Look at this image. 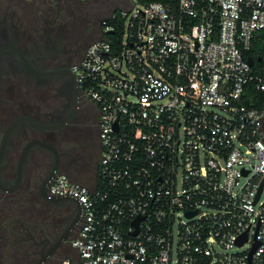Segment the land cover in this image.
Wrapping results in <instances>:
<instances>
[{
  "label": "built area",
  "instance_id": "built-area-1",
  "mask_svg": "<svg viewBox=\"0 0 264 264\" xmlns=\"http://www.w3.org/2000/svg\"><path fill=\"white\" fill-rule=\"evenodd\" d=\"M99 25L73 67L95 178L45 189L81 205L60 264H264V0H116Z\"/></svg>",
  "mask_w": 264,
  "mask_h": 264
},
{
  "label": "flooded vegetation",
  "instance_id": "flooded-vegetation-1",
  "mask_svg": "<svg viewBox=\"0 0 264 264\" xmlns=\"http://www.w3.org/2000/svg\"><path fill=\"white\" fill-rule=\"evenodd\" d=\"M59 1L47 0L43 5L33 7L24 13L0 15V45L18 47L29 57L31 64L38 71L59 69L52 75L35 76L14 53L0 55L2 131L5 124L16 115H27L41 124L57 126L41 128L28 122H21L12 130L0 165V179L6 188L5 190L0 188V198L16 194L17 191L33 196L32 194L36 193L37 181L41 183L49 173L54 160L52 152L46 147L33 145L28 150L24 162L20 185L14 190L9 189L15 183L19 154L29 141L38 140L52 145L59 154V171L63 169L73 172L75 159H87L88 162H93L95 167L98 163L100 153L98 110L95 103L81 93L73 67L82 58L86 46L95 38L101 37L100 17L115 9L116 0H90L95 7L93 20L97 23L84 29L74 41H69L67 28L60 21L59 10L54 9V3ZM18 2L20 0H15L16 4ZM12 77L17 78L15 85L13 81L11 82ZM21 79L23 81L19 83ZM26 81L32 84L23 85ZM10 93L14 94L7 95ZM6 96L12 98V101L9 102ZM262 134L264 137V117ZM43 201L49 202L44 199ZM67 211L68 217L64 218L65 226L60 229L59 235L77 214L74 204L67 208ZM78 221L73 229L77 228ZM53 242L45 245L42 251H46ZM67 242L60 244L49 263L43 264H60L66 257L63 246Z\"/></svg>",
  "mask_w": 264,
  "mask_h": 264
},
{
  "label": "trees",
  "instance_id": "trees-1",
  "mask_svg": "<svg viewBox=\"0 0 264 264\" xmlns=\"http://www.w3.org/2000/svg\"><path fill=\"white\" fill-rule=\"evenodd\" d=\"M139 1L144 3L166 0ZM81 165L83 164L80 163V159H75L73 172L68 170L63 172L80 181L81 169L84 168ZM96 167L93 164V181ZM39 184L38 180L33 196L17 191L16 194L0 198V264H36L45 245L53 242L58 237L60 229L65 226L63 220L68 217L67 208L72 207L73 203L69 200L52 203L43 201L38 194ZM46 206L52 207V210ZM60 206L64 211L55 214L53 209ZM63 247L67 257L71 252L68 242ZM51 260L52 256L46 262L49 263Z\"/></svg>",
  "mask_w": 264,
  "mask_h": 264
},
{
  "label": "water",
  "instance_id": "water-1",
  "mask_svg": "<svg viewBox=\"0 0 264 264\" xmlns=\"http://www.w3.org/2000/svg\"><path fill=\"white\" fill-rule=\"evenodd\" d=\"M14 53L15 55H17L19 57V59L22 61V63L24 64L25 68L32 74L35 76H39V75H52L55 74L59 71V69H55V70H48V71H38L37 69L34 68V66L31 64L30 59L28 56L25 55V53L20 50L18 47L14 46V45H0V55L5 54V53ZM248 62L251 64L252 63V59L248 58ZM21 122H28L30 124H33L37 127H41V128H53V127H57L54 125H46V124H41L39 122H37L36 120L32 119L31 117L27 116V115H16L14 117H12L4 126V129L2 131V135H1V139H0V165L2 163L3 157H4V153H5V148H6V142L8 140L9 135L11 134L12 130L16 127L17 124L21 123ZM33 145H40L43 147H46L47 149H49L52 154H53V165L49 171V173L47 174V176L42 180V182L39 185L38 188V194L39 196L49 202H57V201H62V200H69L71 201L74 206L76 207L77 210V214L76 216L70 221V223L66 226V228L63 230V232L57 237V239L50 245V247L46 250V251H42L41 255L39 257V259L37 260L36 264H43L45 263L48 258H50L54 252L57 250V248L60 246L61 243L66 242L69 240L70 237V232L71 230L75 227L78 219H79V214L81 211V205L79 204V202L77 201V199L71 197V196H48L46 194V185L47 183L50 181V179L54 176V174L59 170V154L57 152V150L50 144L48 143H44L38 140H32L29 141L21 150L19 157L17 159V165H16V177H15V183L14 185L9 188L10 190H14L16 189L22 180V175H23V166H24V162L25 159L27 157V153L28 150L30 149V147H32ZM0 188L5 190L6 188L4 187V185L2 184V181L0 179ZM188 214V213H187ZM189 215H191L189 213ZM139 219H141L140 217L135 218L132 223L136 226ZM137 232V229L135 231L132 232V234H135Z\"/></svg>",
  "mask_w": 264,
  "mask_h": 264
},
{
  "label": "rangeland",
  "instance_id": "rangeland-1",
  "mask_svg": "<svg viewBox=\"0 0 264 264\" xmlns=\"http://www.w3.org/2000/svg\"><path fill=\"white\" fill-rule=\"evenodd\" d=\"M44 1L47 0H20L17 4L15 3V0H0V15L7 13L9 15L16 14L17 13H24L27 10L32 9L33 7H37L39 5H43ZM116 2V1H115ZM126 3V2H124ZM23 6L27 8H23ZM55 8L59 10L60 15V21L63 23V25L67 28V36L69 37V41H74L77 37L81 35V33L84 31V29L88 28L92 24H96L95 20H93V10L95 7H93L92 1L90 0H60L58 3H54ZM109 13H105L100 17V20L106 16H108ZM14 18L16 15L13 16ZM16 19H14L15 21ZM17 24L19 22L17 21ZM20 25V24H19ZM96 39V38H95ZM16 77L11 78V82L13 81V84L15 85ZM23 79L19 83H22ZM17 82V81H16ZM18 84V83H17ZM32 83L29 81L24 82L23 85H31ZM17 86V85H16ZM26 87V86H25ZM14 94V93H13ZM13 94H7V95H13ZM7 97V96H6ZM8 98V97H7ZM15 98V97H13ZM11 102L12 98H8ZM12 104V103H10ZM8 121L7 119L5 120ZM5 122V123H6ZM2 129L0 128V133ZM80 163L83 164L81 167V177L80 181L85 183L88 186H91L93 183V162L88 163V160H82L80 159ZM64 171V170H62ZM46 208H49L52 210V207L46 206ZM55 214H59V212H63V208L56 207ZM49 225V224H48ZM75 229H73L70 232V237L73 235ZM69 237V238H70ZM69 255V254H68Z\"/></svg>",
  "mask_w": 264,
  "mask_h": 264
},
{
  "label": "crops",
  "instance_id": "crops-1",
  "mask_svg": "<svg viewBox=\"0 0 264 264\" xmlns=\"http://www.w3.org/2000/svg\"><path fill=\"white\" fill-rule=\"evenodd\" d=\"M68 246H69V244H68ZM69 248H70V246H69ZM70 250H71V252H69V257H73V258H76V253H75V251L73 250V249H71L70 248Z\"/></svg>",
  "mask_w": 264,
  "mask_h": 264
}]
</instances>
